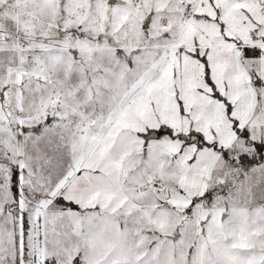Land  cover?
<instances>
[{
	"label": "snow or ice",
	"instance_id": "1",
	"mask_svg": "<svg viewBox=\"0 0 264 264\" xmlns=\"http://www.w3.org/2000/svg\"><path fill=\"white\" fill-rule=\"evenodd\" d=\"M0 264H264V0H0Z\"/></svg>",
	"mask_w": 264,
	"mask_h": 264
}]
</instances>
